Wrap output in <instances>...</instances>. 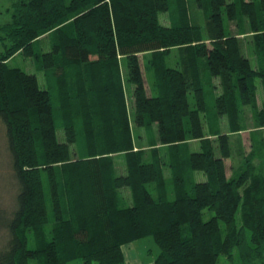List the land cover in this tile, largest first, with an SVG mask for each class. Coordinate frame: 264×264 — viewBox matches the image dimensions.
<instances>
[{
    "label": "trees",
    "instance_id": "trees-1",
    "mask_svg": "<svg viewBox=\"0 0 264 264\" xmlns=\"http://www.w3.org/2000/svg\"><path fill=\"white\" fill-rule=\"evenodd\" d=\"M195 4L204 10L209 44L185 0L12 3L10 22L0 25V122L16 194L12 207L0 204V264H124L123 246L145 238L158 248L153 264H219L220 257L264 264V167L246 162L228 178L229 136H206L197 69L156 67L150 87L140 60L185 48L188 61L204 59L207 73L225 80L218 115L232 103L247 106L255 78L264 80V63L245 56L240 34L228 33L225 22L244 21L249 33H260L264 0ZM168 13L169 25L161 24ZM51 31L54 41L37 62L44 85L8 66L18 52L35 58V43ZM258 44L255 58L264 61V35ZM132 123L153 132L144 146L153 155L135 150ZM188 138L200 150L183 155L178 149ZM159 146L171 147L167 159ZM117 154L125 158L119 171Z\"/></svg>",
    "mask_w": 264,
    "mask_h": 264
},
{
    "label": "rangeland",
    "instance_id": "rangeland-1",
    "mask_svg": "<svg viewBox=\"0 0 264 264\" xmlns=\"http://www.w3.org/2000/svg\"><path fill=\"white\" fill-rule=\"evenodd\" d=\"M15 0H0V25L10 22L11 19V5ZM228 2L237 1V0H227ZM250 1V0H245ZM187 10L193 22L199 24L201 31L203 33L202 38L204 43L209 44V35L205 31V22H204V10L198 9L195 0H185ZM170 14L175 12V6L172 5L170 8ZM170 14L160 15V22L163 25H169V16ZM242 25V26H240ZM225 27L228 30V33L240 34L238 35L242 48L244 50L245 56L250 58L253 63L263 64V59L259 58L256 60V46H258V37L264 35V14L262 16V25L260 33H249L247 25L244 21L238 22V25L235 22L228 24L225 22ZM246 32V33H244ZM54 31L42 36L35 43L36 57L35 58H25L21 52L16 53L11 58H9L6 63L12 69H19L30 74H36L41 85H44L45 79L41 72V67L38 65V59L40 55L48 51L53 43ZM244 33V34H243ZM210 47V46H209ZM2 50V45L0 44V51ZM162 53V60H160V55ZM188 53L185 48L174 47L170 50H167L166 53H147L140 56L142 62L144 75L148 85L151 87L153 85V74L156 67L164 68H173V69H184V67L190 63L192 67L196 68L199 72V81L204 87L205 99H206V111H205V131L206 136H208L209 141H214V134H222L229 136V146H230V158L225 160L227 177H233L244 168V164L254 165L256 168L264 167V122L261 121L264 118V80L260 78H255L254 81V100L249 105H237V103H232L228 114L218 115V109L215 103L216 98L223 97L222 92L226 93V88L223 87L222 76L217 78H212L209 73H207V63L204 59L196 58L193 61H188ZM120 67L123 74V83L124 89L126 92V97L129 96V85L126 80L125 72V60L124 58L120 59ZM224 75V74H223ZM236 76H231L230 80L233 83ZM73 88V84L70 83L68 86L69 89ZM229 94L227 90V95ZM192 95L190 94V97ZM75 95L70 96V102H74ZM232 98V96H231ZM234 99V96L232 100ZM192 100L190 99V102ZM234 102V101H233ZM69 106H73L70 104ZM235 107V108H233ZM73 108V107H72ZM55 109H59V106L56 105ZM70 109V108H68ZM75 110V109H73ZM76 113V112H75ZM133 124V123H132ZM132 135L133 143L136 149L145 150V154L148 156L152 150L144 146L148 145L149 139L153 138V132L149 134L146 133L143 129H138L132 125ZM155 135V133H154ZM57 137L60 142L64 141L63 132L61 130L57 131ZM180 153L186 155L187 153L198 152L200 150V142L193 141L191 138H188L186 144H183L182 148H179ZM187 150V151H186ZM158 154L167 159L171 151V147L168 146H159ZM187 152V153H186ZM186 153V154H185ZM153 155V153L151 152ZM247 156V157H246ZM245 157V158H244ZM245 162H243V160ZM114 161L116 164V170L119 171L125 167V158L121 154L114 156ZM244 163V164H243ZM169 169L166 168L163 171V179L165 184L168 185L170 180ZM197 180H203L205 177L202 174H196ZM125 191V192H124ZM123 195L127 197L129 192L123 190ZM16 194V183L13 178L12 169H11V158L8 153L6 137H5V127L0 122V204L4 208H10L13 206L14 197ZM208 216H206L207 218ZM52 225L46 227L49 231L51 230ZM33 238V237H32ZM137 247L131 245H125L123 248L124 254L127 257L128 255H142L146 253L147 256H154L158 251L156 244L151 238H145L137 242ZM152 259V257H151ZM219 264H229L227 260L223 257H220Z\"/></svg>",
    "mask_w": 264,
    "mask_h": 264
},
{
    "label": "crops",
    "instance_id": "crops-1",
    "mask_svg": "<svg viewBox=\"0 0 264 264\" xmlns=\"http://www.w3.org/2000/svg\"><path fill=\"white\" fill-rule=\"evenodd\" d=\"M137 242L138 241L132 242V243H130L128 245H131V246H134V247L136 246L137 247V245H136ZM124 247L125 246H123V248ZM157 254H158V251H157V253L154 256V259H153V256H151L152 257V259H151V257H149V256L146 255V253H143L142 255H139V256L130 254V255H128L126 257L125 254H124V250H123L124 264H153L154 263V260H155V258L157 256Z\"/></svg>",
    "mask_w": 264,
    "mask_h": 264
}]
</instances>
